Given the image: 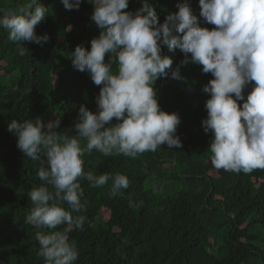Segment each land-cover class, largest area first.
Masks as SVG:
<instances>
[{"label": "trees", "instance_id": "trees-1", "mask_svg": "<svg viewBox=\"0 0 264 264\" xmlns=\"http://www.w3.org/2000/svg\"><path fill=\"white\" fill-rule=\"evenodd\" d=\"M23 2L0 0V8L15 9ZM41 2L51 14L36 32L47 40L25 42L24 55L21 45L10 42L0 28V264H44L37 229L25 223L32 207L28 193L42 183L37 175L41 164L22 154L8 122L38 116L47 121L60 113L56 131L71 130L81 104L97 110L99 86L70 59L76 45L90 47L99 34L90 18L92 5L82 0L78 10H66L61 0ZM180 2L149 0L159 22L176 12ZM189 3L199 17L198 0ZM140 6L141 0H129L128 10ZM162 50L187 78L169 74L154 85L160 107L180 116L181 147L162 145L135 159L85 154L84 171L119 172L130 183L110 195L111 181L97 188L80 181L86 220L82 231L69 234L79 251L75 264H264V169L245 174L213 166L208 149L212 134L201 123L208 98L202 86L211 74L195 63L181 65L178 49L174 54L166 46ZM250 89L251 84L245 96Z\"/></svg>", "mask_w": 264, "mask_h": 264}, {"label": "clouds", "instance_id": "clouds-1", "mask_svg": "<svg viewBox=\"0 0 264 264\" xmlns=\"http://www.w3.org/2000/svg\"><path fill=\"white\" fill-rule=\"evenodd\" d=\"M81 2L61 0L66 10H78ZM88 2L99 34L90 47L76 45L70 59L99 86L97 110L81 104L71 130L56 131L60 113L47 121L38 116L8 122L22 154L41 164L37 175L42 183L28 193L32 207L25 223L37 229L44 264H75L79 257L69 234L82 231L86 220L81 180L92 188L111 181L110 195L129 187L125 174L84 171L85 154L135 159L162 145L181 147L180 116L160 107L154 86L169 74L187 79L173 67V57L164 54L165 46L169 53L178 49L183 54L181 65L195 63L211 74L202 86L208 98L201 123L212 134L208 149L213 166L245 174L264 169V0H198L199 17L189 0H182L163 22L149 0H141L134 11L128 10L129 0ZM50 14L41 0H24L15 9L0 8V28L24 55L25 42L47 40L36 27Z\"/></svg>", "mask_w": 264, "mask_h": 264}]
</instances>
